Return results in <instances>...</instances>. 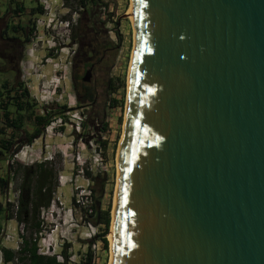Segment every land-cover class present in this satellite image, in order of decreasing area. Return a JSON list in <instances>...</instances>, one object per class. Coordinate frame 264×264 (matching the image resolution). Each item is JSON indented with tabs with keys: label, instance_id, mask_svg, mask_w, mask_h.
I'll use <instances>...</instances> for the list:
<instances>
[{
	"label": "water",
	"instance_id": "obj_1",
	"mask_svg": "<svg viewBox=\"0 0 264 264\" xmlns=\"http://www.w3.org/2000/svg\"><path fill=\"white\" fill-rule=\"evenodd\" d=\"M130 5L109 264H264V0Z\"/></svg>",
	"mask_w": 264,
	"mask_h": 264
},
{
	"label": "rangeland",
	"instance_id": "obj_2",
	"mask_svg": "<svg viewBox=\"0 0 264 264\" xmlns=\"http://www.w3.org/2000/svg\"><path fill=\"white\" fill-rule=\"evenodd\" d=\"M106 1V8L96 7L92 11L97 27L94 32L85 27L87 11L82 13L81 7L73 1L66 4L64 0H34L29 8L39 4L42 13L31 14L29 11L23 15L24 27L34 26V30L29 41L24 42L18 79L22 87L29 91L28 98L34 110L42 115L46 114L43 107L47 108L50 122L31 143L16 142L9 153L0 155V177L9 181L7 188L0 191V204L5 209L0 212V248H16L17 236H34L28 222L15 218L14 209L24 171L29 166L34 169L36 163L44 161L52 170L54 190L49 206L40 210L42 230L37 241L41 246L38 252L55 253L57 259L63 261L60 250L67 244L66 264L109 262L110 225L105 235L108 246L104 247L103 241L97 237L104 225L93 223V220L99 219V213L107 209L111 220L117 174L116 153L122 136L132 51V26L129 19L130 0ZM122 14H127V17L118 20ZM78 17L83 19L82 23L72 28ZM72 34L76 41L72 39ZM92 34L98 38L107 35L113 42L114 50L110 53L113 54V61L109 70L107 61L96 65L91 76L95 84L96 103L85 105L86 102L79 103L78 98L82 96L81 84L84 86L85 83L82 66L86 58L84 47L90 45ZM78 40L82 48L80 51H77ZM108 78L112 80L113 89L107 85ZM122 82L124 86L120 85ZM111 98L118 101L116 105L110 106ZM85 117L88 122L83 126L81 122ZM103 122L107 124L105 129L101 128ZM35 129L36 123L24 118L22 130L13 131L7 127L6 135L8 137L13 131L19 141ZM99 156L102 165L98 162ZM91 186L102 192L96 214L92 209L90 214ZM8 203L12 205L8 207ZM48 244L52 245L53 253L47 251ZM88 253H91L89 262ZM0 264L20 262L5 263L0 250Z\"/></svg>",
	"mask_w": 264,
	"mask_h": 264
},
{
	"label": "trees",
	"instance_id": "obj_3",
	"mask_svg": "<svg viewBox=\"0 0 264 264\" xmlns=\"http://www.w3.org/2000/svg\"><path fill=\"white\" fill-rule=\"evenodd\" d=\"M69 1H73L75 5H78L82 9V13L87 11V21H85L86 29H91L93 32L95 31L96 23L94 18L92 17V11L96 7H104L108 6L107 1L104 0H64V3L68 4ZM30 13H42L41 5H37L34 8H30ZM83 19L78 17L74 24H72V28L77 27L81 24ZM34 30V26H29V31L25 36V42L29 41L30 34ZM72 39L76 41V38L72 34ZM78 45L77 51H80L81 43L78 40L76 42ZM114 50L113 42L104 35V37L98 38L96 34H92L90 39V45L84 47V52L86 53V58L82 61L83 67H88L90 64H94L96 67L97 64H101L104 61H107V70H109L110 65L112 64V53ZM108 54L107 57H104L105 54ZM110 55V56H109ZM95 69V68H94ZM107 85L109 88H114L112 85V80L108 78ZM120 85L124 86V82ZM8 85L3 84V88H7ZM19 94L12 97V102L8 100L0 105H2V114H1V122L2 126L0 127V155L5 152H10L12 150V146L19 143H31L32 140L39 135L41 130L50 122L49 113L46 107H43V110L46 111V114L35 115L33 116L30 111L27 114L26 110L32 109V102H30L28 96L29 91L27 88L22 87V84L18 85ZM84 93L82 96L78 98L79 103L86 102L85 105H91L96 103V94L93 92L92 88L88 85L84 84ZM8 91V89H7ZM22 97L24 100H21ZM117 100L115 98L110 99V106H114L117 104ZM13 105V110L8 109V105ZM32 111V110H31ZM12 114V115H11ZM32 115V116H31ZM24 118H28L29 121H34L36 123V129L32 134H29L25 138H21L19 141L16 140V136L13 131L22 130ZM94 121V120H93ZM88 122V118L85 117L81 123L83 126ZM106 123H102V129H105ZM6 127L12 128V133L9 134L8 137L5 132ZM104 143V142H102ZM9 165V169H10ZM87 175H90L88 171H86ZM52 170L47 168L44 161L38 162L34 165V169L29 166L25 171L22 177L21 183L18 187V197L17 202L15 204L14 215L15 218L20 222H28L30 227L33 230L34 236L31 238H27L25 236L21 237V243L18 249H13L11 247H1L0 250L2 252V260L5 263H11L12 261L20 262V264H66L67 254H66V245L60 250V255L64 257L63 261H59L57 259L56 254H43L38 252V244L37 241L39 239V235L42 230V222L39 219L40 210L42 208H46L49 206L52 193L54 190V184L51 181ZM91 177V176H90ZM91 179H95V177H91ZM9 181L6 178L0 177V191L7 188ZM91 199L92 202L89 207H91L94 214L98 213V204L101 197V189L97 190L93 186L90 187ZM9 204L8 203V207ZM5 210L0 204V212ZM90 212V214L92 213ZM99 219L94 218L93 223H102L104 228L101 234H97V237L103 241L104 247L108 246V241L105 235L108 232L110 225V212L109 210H103L98 215ZM11 218L9 215L8 209V219ZM88 262L91 260V253L87 255Z\"/></svg>",
	"mask_w": 264,
	"mask_h": 264
},
{
	"label": "crops",
	"instance_id": "obj_4",
	"mask_svg": "<svg viewBox=\"0 0 264 264\" xmlns=\"http://www.w3.org/2000/svg\"><path fill=\"white\" fill-rule=\"evenodd\" d=\"M32 2L34 3V0H0V33L2 34V36H8L11 33H18L17 35H19V32L23 31V15H26L30 11L29 7H31ZM13 83L14 74L12 72V69L9 68L8 62L2 61L0 57V104L6 102L7 100L9 102H12V97L19 94L18 87L13 85ZM3 84L8 85L7 88H3ZM21 100H24V98L22 97ZM8 109L12 111L13 105H8ZM2 110V105H0V127L2 126ZM26 111L27 112H25V114L30 111L31 113H33V116L40 115L38 114L39 112L34 110V108ZM9 128L12 129L11 127ZM5 132H7V127L5 128Z\"/></svg>",
	"mask_w": 264,
	"mask_h": 264
},
{
	"label": "flooded vegetation",
	"instance_id": "obj_5",
	"mask_svg": "<svg viewBox=\"0 0 264 264\" xmlns=\"http://www.w3.org/2000/svg\"><path fill=\"white\" fill-rule=\"evenodd\" d=\"M28 31H29V26H25L21 35H17L18 33L17 34L11 33L10 35L4 37L0 33V57L2 61L8 62L9 68L12 69V72L14 74L13 85H15L16 87H18L17 85L21 83L20 80L18 79V70H19L18 65L20 58L23 55L25 36L27 35ZM88 68L90 69L89 75L91 78L95 68L94 64L92 63L90 64V66L84 67L85 72ZM90 78L88 80H83V81H85L84 84H88L89 82L90 83L89 86L93 88L95 84L94 81H92V78L91 79ZM81 88H83V84H81ZM82 90H83L82 93H84L85 92L84 88ZM92 90H94V88Z\"/></svg>",
	"mask_w": 264,
	"mask_h": 264
},
{
	"label": "built area",
	"instance_id": "obj_6",
	"mask_svg": "<svg viewBox=\"0 0 264 264\" xmlns=\"http://www.w3.org/2000/svg\"><path fill=\"white\" fill-rule=\"evenodd\" d=\"M97 159H98V162L100 163V165H102V158L99 156V157H97ZM90 212H91V207H90ZM41 234V233H40ZM18 238V243H17V246H16V248H14V249H18V247H19V244L21 243V236H17ZM52 245L51 244H48V245H46V249H47V251L49 252V251H53V248L51 247ZM41 248V246L40 245H38V249H40ZM53 253V252H52Z\"/></svg>",
	"mask_w": 264,
	"mask_h": 264
},
{
	"label": "bare ground",
	"instance_id": "obj_7",
	"mask_svg": "<svg viewBox=\"0 0 264 264\" xmlns=\"http://www.w3.org/2000/svg\"><path fill=\"white\" fill-rule=\"evenodd\" d=\"M131 6V5H130ZM129 19H130V21L132 20V16H131V14H130V8H129ZM123 127V126H122ZM122 137V136H121ZM121 140V139H120ZM119 146V145H118ZM116 155H117V153H116ZM117 165V164H116ZM115 193V192H114ZM114 200V199H113ZM111 241V227H110V233H109V242ZM110 258V257H109ZM110 261V260H109ZM108 264H109V262H108Z\"/></svg>",
	"mask_w": 264,
	"mask_h": 264
}]
</instances>
